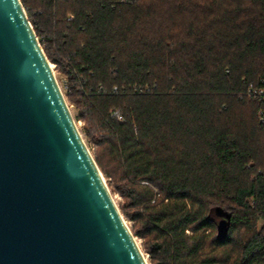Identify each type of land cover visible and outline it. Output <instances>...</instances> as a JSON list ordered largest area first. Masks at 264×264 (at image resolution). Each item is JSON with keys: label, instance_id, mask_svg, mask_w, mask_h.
Segmentation results:
<instances>
[{"label": "trees", "instance_id": "obj_1", "mask_svg": "<svg viewBox=\"0 0 264 264\" xmlns=\"http://www.w3.org/2000/svg\"><path fill=\"white\" fill-rule=\"evenodd\" d=\"M21 2L150 264H264V0Z\"/></svg>", "mask_w": 264, "mask_h": 264}, {"label": "water", "instance_id": "obj_2", "mask_svg": "<svg viewBox=\"0 0 264 264\" xmlns=\"http://www.w3.org/2000/svg\"><path fill=\"white\" fill-rule=\"evenodd\" d=\"M0 264H150L21 0H0Z\"/></svg>", "mask_w": 264, "mask_h": 264}, {"label": "built area", "instance_id": "obj_3", "mask_svg": "<svg viewBox=\"0 0 264 264\" xmlns=\"http://www.w3.org/2000/svg\"><path fill=\"white\" fill-rule=\"evenodd\" d=\"M115 90L117 87L114 88ZM249 98L258 101H264V75L261 76L257 83H250L244 92ZM259 119L264 122V111H259Z\"/></svg>", "mask_w": 264, "mask_h": 264}, {"label": "rangeland", "instance_id": "obj_4", "mask_svg": "<svg viewBox=\"0 0 264 264\" xmlns=\"http://www.w3.org/2000/svg\"><path fill=\"white\" fill-rule=\"evenodd\" d=\"M52 65H53V68L55 70V74L57 76V79L59 81V84L61 86V89H62L63 93L66 96V94H67V88H66L65 75L63 73H60V72L57 71L55 64H52ZM67 101H68V99H67ZM68 104H69V107H70V109H71V111L73 113V116L75 117V120H76V116L78 115V109L73 104H70L69 101H68ZM76 122H77V124H78V126H79V128H80V130H81V132H82V134L84 136V138H85V141L87 142L89 148L92 151L93 145H89V143H88V141H87V139H86V137H85V135H84V133H83V131L81 129L82 122L81 121H77V120H76ZM114 196H115V199H116V201L118 203V200H120V196L118 194H115ZM260 223H262V221H260ZM148 257H149V254H148Z\"/></svg>", "mask_w": 264, "mask_h": 264}]
</instances>
